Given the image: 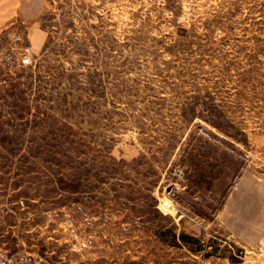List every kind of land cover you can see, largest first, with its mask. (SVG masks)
<instances>
[{
    "label": "rangeland",
    "instance_id": "rangeland-1",
    "mask_svg": "<svg viewBox=\"0 0 264 264\" xmlns=\"http://www.w3.org/2000/svg\"><path fill=\"white\" fill-rule=\"evenodd\" d=\"M22 1L0 0V253L264 264V0Z\"/></svg>",
    "mask_w": 264,
    "mask_h": 264
},
{
    "label": "built area",
    "instance_id": "built-area-1",
    "mask_svg": "<svg viewBox=\"0 0 264 264\" xmlns=\"http://www.w3.org/2000/svg\"><path fill=\"white\" fill-rule=\"evenodd\" d=\"M29 49L25 48L22 55V63L27 64L30 61L28 56ZM35 258L30 254L18 255V256H8L5 253H0V264H34Z\"/></svg>",
    "mask_w": 264,
    "mask_h": 264
},
{
    "label": "crops",
    "instance_id": "crops-1",
    "mask_svg": "<svg viewBox=\"0 0 264 264\" xmlns=\"http://www.w3.org/2000/svg\"><path fill=\"white\" fill-rule=\"evenodd\" d=\"M39 2L38 0H23L22 1V14L25 16V19L32 17L38 12Z\"/></svg>",
    "mask_w": 264,
    "mask_h": 264
}]
</instances>
